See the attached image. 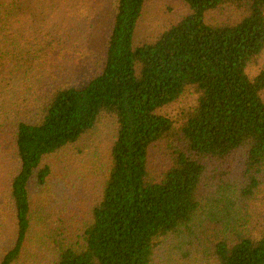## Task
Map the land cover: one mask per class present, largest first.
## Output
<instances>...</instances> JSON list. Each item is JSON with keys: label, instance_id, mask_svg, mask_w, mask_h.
<instances>
[{"label": "trees", "instance_id": "1", "mask_svg": "<svg viewBox=\"0 0 264 264\" xmlns=\"http://www.w3.org/2000/svg\"><path fill=\"white\" fill-rule=\"evenodd\" d=\"M0 264H264V0H0Z\"/></svg>", "mask_w": 264, "mask_h": 264}, {"label": "rangeland", "instance_id": "2", "mask_svg": "<svg viewBox=\"0 0 264 264\" xmlns=\"http://www.w3.org/2000/svg\"><path fill=\"white\" fill-rule=\"evenodd\" d=\"M166 9V6L165 5H163V14H164V10ZM163 14H162V16H163ZM161 16V17H162ZM148 27L147 26H144V27H142L139 31H138V34H137V39H138V41H141V40H144L145 38H146V36H147V34H149L148 33ZM90 144H91V142H89ZM107 142H106V139H105V137H103V144H101V146H104L105 144H106ZM91 146H99V145H96V144H93V145H91ZM103 148V147H102ZM103 151V150H102ZM75 175V174H74ZM75 178H76V175H75ZM77 186H79L78 184H76L75 182H74V188H72L67 182H61V181H57V182H55L54 183V185H53V187H52V192H54V191H57V192H60V193H62V194H66L67 196H70L69 194H71V193H75V192H78L80 189L77 187ZM81 187V186H80ZM64 191V192H63ZM74 191V192H73ZM56 201L53 199L52 200V204L53 203H55ZM262 207L263 206H261V207H259V206H256L255 208H253V209H255V210H261L262 209Z\"/></svg>", "mask_w": 264, "mask_h": 264}]
</instances>
